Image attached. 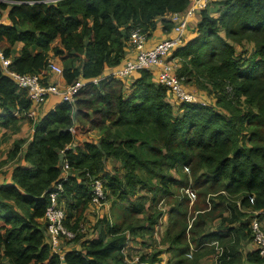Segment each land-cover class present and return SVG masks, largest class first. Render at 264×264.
Masks as SVG:
<instances>
[{"label": "trees", "instance_id": "16d2710c", "mask_svg": "<svg viewBox=\"0 0 264 264\" xmlns=\"http://www.w3.org/2000/svg\"><path fill=\"white\" fill-rule=\"evenodd\" d=\"M189 2L0 0V9L6 10L10 20L0 22V50L10 57L9 68L35 73L46 83L53 75L48 66L54 58L60 63L59 79L64 86L82 82L73 100H58L35 122L22 154L27 164L16 163L9 180L0 182V261L127 264L121 256L125 234L106 218L100 219L97 235L84 239L80 248L62 253L51 249L43 218L50 186L62 182L60 200L76 199L80 206L91 197V190L75 173L61 178L60 151L70 169L86 179L103 171L102 156L117 157L129 169L128 174L125 182L111 181L108 186L123 208L143 209L127 198L141 181L133 170L137 165L148 167V162L157 161L158 166L176 167L190 165L194 159L211 173L205 180L221 182L224 190L238 194L242 207L264 208V0H209V6L197 13L196 34L173 49L172 56L179 59L177 74L207 89L213 102H183L174 115L165 87L155 83L150 70L139 69L130 81L105 74L108 67L121 63L132 28H140L149 37L160 20L170 30L173 22L165 15L183 11ZM242 40L252 43L250 50L237 48ZM16 42L21 43L17 54ZM226 83L231 85L228 91ZM32 106L26 90L0 65V128L15 122ZM93 111L102 118L95 123L98 135L89 134V125L80 122ZM148 123L158 129L157 140L164 148L159 159L150 161L135 145L137 138L118 141L111 129ZM75 137L90 140H77L73 149L69 145ZM21 143L22 139L14 142L11 157L18 154ZM156 175L165 178L160 172ZM227 208L226 232L216 230L207 236L235 232L237 246L229 245L218 260L219 264H239V246L252 239V234L248 221L240 219L242 211L237 210L236 201H228ZM126 228L132 234L138 232L131 224ZM178 238L176 235L175 241ZM242 260L240 264H264V256L255 246L245 251Z\"/></svg>", "mask_w": 264, "mask_h": 264}, {"label": "rangeland", "instance_id": "374dc122", "mask_svg": "<svg viewBox=\"0 0 264 264\" xmlns=\"http://www.w3.org/2000/svg\"><path fill=\"white\" fill-rule=\"evenodd\" d=\"M3 1L10 2L12 0ZM206 5L209 6V4ZM209 11L213 15L217 14L210 8ZM197 13L189 21L188 28L196 26L194 19L198 16ZM0 22L10 23L4 9H0ZM234 44L237 46L236 43ZM20 45V42H16L15 49L19 50ZM251 46L252 43L242 40L237 48L250 50ZM53 61L60 65L57 59L53 58ZM52 74L50 80L56 83L59 89H62L63 84L60 82L59 74ZM183 83L188 88H195L199 91L198 97L201 102L214 101L213 95L207 89L196 87L193 82L184 79ZM210 85L208 84V86ZM230 87L229 83L225 84L226 91ZM166 99H168V95H166ZM171 106L174 115H178L180 105L174 103ZM45 107V104L38 106L33 118L21 113L15 122L0 128V182H4L10 177L11 169L16 163L27 164L22 159V154L30 139L34 124L43 114L41 112ZM100 115L99 112L93 111V114L90 113L88 116L82 117L80 122L83 125H89L87 127L89 134L98 135L95 123L102 121ZM111 129L117 133L118 141L129 137L137 138L135 145L146 160L159 159L162 156L164 148L160 140H157L159 133L154 124L115 125ZM21 139L20 151L11 157L9 151L14 142ZM77 140H90V137H81V139L75 137L69 147L74 149ZM151 146H156V148L152 149ZM194 160L190 165L179 164L176 167H169L165 164L158 166L155 163L157 161H150L148 167L137 165L133 168L141 181L134 185V192L133 190L131 193L128 192L127 198L133 203L143 205L141 212L133 210L132 207L123 208L121 200L117 201L120 198L117 199L109 189V182H118V180L125 182V174H128L129 169L123 167L117 157L102 156L103 171L90 175L89 178L86 173L84 176L87 179L83 178L77 170L69 168L68 173H75L77 179L91 192L98 180L102 194L97 202L90 197L89 201L82 206L76 199L68 200L63 197L65 212L63 223L70 235H59L55 248L57 247L56 249L60 253L69 248H80L84 239L97 235L100 219L106 218L125 234L121 256L127 264H219L218 257L224 250H228L229 245L237 246L239 238L235 232H227L220 236H207L216 230L221 233L226 232L224 228L228 224L226 218L230 216V211L227 208L228 201H236L237 210L242 211L240 219L248 221V225L253 216L260 214V218L258 216L257 218L263 229L264 208L242 207L238 194L224 190L221 182L212 184L209 179L205 180L211 173L198 162L195 163ZM159 172L165 174L163 180L157 177L156 174ZM164 188H168V190L164 191ZM119 189L123 190L124 185H121ZM128 224L137 227L138 232L130 233L126 228ZM176 235L179 236L177 241H175ZM245 241L247 240H243L242 245L239 246L241 248L237 260L239 264L243 261L242 255L245 251L254 246L252 239ZM0 264H8V260L2 258Z\"/></svg>", "mask_w": 264, "mask_h": 264}, {"label": "built area", "instance_id": "2783aa9c", "mask_svg": "<svg viewBox=\"0 0 264 264\" xmlns=\"http://www.w3.org/2000/svg\"><path fill=\"white\" fill-rule=\"evenodd\" d=\"M13 2H20L25 0H12ZM32 1V0H27ZM54 2L56 0H44ZM209 0H190L189 4L183 11L170 12V19L173 24L171 27V34L167 37L161 38L154 43L147 44V36L140 28L135 27L130 30L129 44L133 48V55L128 57L125 61L114 65L111 72L126 81L139 69L146 68L152 72L155 83L165 87L170 104H180L183 102H201L198 97V90L195 88H188L183 83V78L177 74L179 59L172 56L174 48L182 44L186 39V32L189 26V21L196 15L198 10L205 7ZM10 57L3 55L0 50V65L3 71L14 79L19 87L26 90L27 96L33 102V106L26 112L29 117H34L36 109L43 102L47 101L48 96L55 94L58 100H73L74 92L82 85L78 82L75 85L64 86L62 89L56 83L49 80L43 82L41 77L35 73H19L11 68L9 64ZM49 70L51 73H61L60 65L50 62ZM16 113V112H15ZM62 153V151H60ZM61 159V178L66 179L68 169L70 168L68 161L60 155ZM94 188L91 192L92 200L97 202L102 194L100 183L96 180ZM63 192L62 182H55L48 190V204L44 213V220L46 221L45 235L51 248L54 251L58 243L59 235H70L68 229L64 226L65 212L63 209V201L60 200V195ZM250 232L252 234V241L259 253L264 256V229L262 228L257 216H253L250 221Z\"/></svg>", "mask_w": 264, "mask_h": 264}, {"label": "crops", "instance_id": "0c3cea01", "mask_svg": "<svg viewBox=\"0 0 264 264\" xmlns=\"http://www.w3.org/2000/svg\"><path fill=\"white\" fill-rule=\"evenodd\" d=\"M166 17H170V13H167L165 15ZM199 19V16H197L195 19H194V23L196 24L197 21ZM196 33V30H195V27H189L187 29V32H186V35L187 37H192L194 34ZM171 34V29L170 30H165L162 26V22L160 20L157 21V27L155 28V30L153 31V33L148 37V40H147V44L150 45L152 43H154L155 41L161 39V38H164V37H167ZM18 53V50L15 52V54ZM134 51H133V48L130 44H128L127 42V45H126V50H125V56L123 57L122 61H125L128 57H131L133 55ZM114 66H111V67H108L106 70H105V74H108L109 72H111V70L113 69ZM138 76V73H134L133 76L130 78V80H132L134 77H137ZM153 76V75H152ZM154 78V76H153ZM58 97L57 96H51L47 99V101L43 102L42 103V106L45 104L46 107L42 110L41 113H44L47 109L49 108H52L56 102H57V99ZM56 100V101H55ZM41 106V105H40ZM8 179H6L5 181H8Z\"/></svg>", "mask_w": 264, "mask_h": 264}, {"label": "clouds", "instance_id": "9594fccd", "mask_svg": "<svg viewBox=\"0 0 264 264\" xmlns=\"http://www.w3.org/2000/svg\"><path fill=\"white\" fill-rule=\"evenodd\" d=\"M172 105V104H171Z\"/></svg>", "mask_w": 264, "mask_h": 264}]
</instances>
